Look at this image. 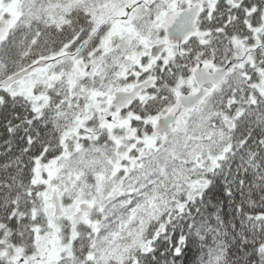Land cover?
I'll use <instances>...</instances> for the list:
<instances>
[{"label":"snow or ice","instance_id":"6c2138e0","mask_svg":"<svg viewBox=\"0 0 264 264\" xmlns=\"http://www.w3.org/2000/svg\"><path fill=\"white\" fill-rule=\"evenodd\" d=\"M0 264H264V0H0Z\"/></svg>","mask_w":264,"mask_h":264}]
</instances>
